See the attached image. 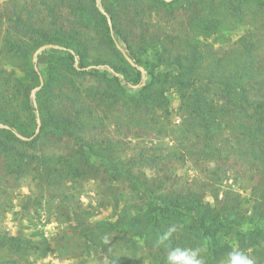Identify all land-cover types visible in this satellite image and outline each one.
<instances>
[{"label": "rangeland", "instance_id": "rangeland-1", "mask_svg": "<svg viewBox=\"0 0 264 264\" xmlns=\"http://www.w3.org/2000/svg\"><path fill=\"white\" fill-rule=\"evenodd\" d=\"M209 1L0 0V113L12 124L0 128L28 153L16 160L0 149V234L18 238L0 247V264H157L168 252L151 241L149 199L189 191L216 213L211 228L229 252L238 245L264 264V125L216 95L198 119L201 91L166 67L186 44L236 49L250 13L221 15ZM215 12L224 27L202 33L198 21ZM13 27L31 29L13 33L25 47L51 41L7 53ZM163 213L176 232L194 224ZM131 221L147 228L124 231ZM109 222L118 233H107ZM123 236L136 244L126 248Z\"/></svg>", "mask_w": 264, "mask_h": 264}, {"label": "trees", "instance_id": "trees-1", "mask_svg": "<svg viewBox=\"0 0 264 264\" xmlns=\"http://www.w3.org/2000/svg\"><path fill=\"white\" fill-rule=\"evenodd\" d=\"M76 1L78 0H71V4L77 6ZM213 1H218L221 7L222 5L224 6V10H221V15L232 14L233 11H240L242 16L246 12L250 13L251 18L249 17L248 27L239 36L236 49L231 53L221 52L215 55L211 52L213 50L212 46L208 50L210 52H205L195 44H186V49L180 52L181 55H174L167 62L166 67L170 66L172 70L176 71L173 75L175 83L186 84L193 87L194 90L201 91V95L196 96L192 103L193 113L198 119L201 114L208 113L210 109L214 108L212 107V103L216 95L229 99L234 108L239 111L248 112L250 117L255 119L257 123L264 125V56L262 55L264 54V0H210L209 4ZM74 9L78 10L79 8L75 7ZM216 14V12L211 13L209 18L207 20L203 19L204 22H202V20H199L200 14L195 15L192 13L191 21L196 19L201 21V23L198 21L199 29L201 28L202 33L206 31V34H209V31L213 30V28L220 29L224 27V20L221 18L216 19ZM29 32H31V29L28 27L24 29H14L13 27L11 32L8 30L5 52L24 53L28 49L41 45L42 42L51 41L49 38H46L41 42L37 41L35 44L25 47L22 44L23 39H18V36L14 34L23 37L22 33L28 34ZM4 43L1 50L4 48ZM207 59L210 60L207 61ZM79 64L82 67V63ZM134 72L135 79L140 82L142 80V72L139 70H135ZM148 74L151 76L149 71ZM122 80H125L124 77H122ZM26 102L27 105H31L28 96ZM0 122L12 125L8 117L2 113H0ZM47 125L52 126V123L48 121ZM40 129L43 130L44 125ZM53 129L62 130L60 125L57 124ZM1 131H4V136L0 140V149L3 152H10L16 160L28 157V153L17 151L12 142L7 139L13 138L15 140L16 138L10 131L0 128ZM65 132L78 140H82L79 135L74 133L73 129L72 131L66 130ZM4 139L8 141L4 142ZM86 146L88 149L90 148L88 145ZM85 154L94 155L97 153L86 150ZM32 157L38 158V161L43 162L36 155ZM100 158L101 162L104 163L103 158ZM44 170L46 171V169ZM48 174L46 172V175ZM149 200L153 207L154 216L151 224L146 223V226H150V229L153 228L152 230H157V238L151 239V241H155V244H157L159 236L168 229L165 225H162L163 223L160 219L164 215L163 210L165 209L170 211L174 217L189 216L194 222V224L188 227L187 230L189 231H186L183 227L181 231L174 232L177 236L173 233L170 240L164 244L163 248L166 252L175 247L202 248L206 264H220L222 259L228 258V254L230 253L228 251L230 248L228 242L220 241L215 231L211 228V225L217 219L216 213L206 203H203L194 191H189L186 195H184V192H174L167 195L159 194L151 197ZM182 205L185 210L179 208ZM114 224L112 222L108 223L107 233H118L119 230L115 231V228H113ZM122 228L124 231H132L134 229L141 231L147 227L143 226L141 229V225L137 226V224L131 221L126 222ZM198 231L200 235L197 234ZM84 237L87 238V234H84ZM121 238L122 245L128 249L136 244L131 237L123 236ZM12 239L18 240L15 236L0 234V247L8 245ZM106 256L112 259L109 253ZM157 264H166V258L160 259Z\"/></svg>", "mask_w": 264, "mask_h": 264}, {"label": "clouds", "instance_id": "clouds-1", "mask_svg": "<svg viewBox=\"0 0 264 264\" xmlns=\"http://www.w3.org/2000/svg\"><path fill=\"white\" fill-rule=\"evenodd\" d=\"M206 201L210 204L214 203L210 196L206 197ZM176 230V225L170 226L167 231L159 236L157 245H164L168 242ZM202 253V248H171L166 257V264H206L205 257ZM227 264H256V260L248 252L241 250L239 246L236 245L228 254Z\"/></svg>", "mask_w": 264, "mask_h": 264}]
</instances>
